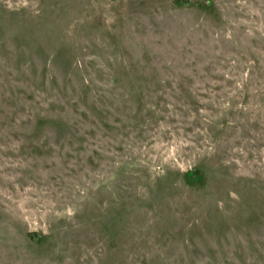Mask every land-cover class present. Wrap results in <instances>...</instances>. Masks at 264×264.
I'll use <instances>...</instances> for the list:
<instances>
[{"label":"rangeland","instance_id":"374dc122","mask_svg":"<svg viewBox=\"0 0 264 264\" xmlns=\"http://www.w3.org/2000/svg\"><path fill=\"white\" fill-rule=\"evenodd\" d=\"M0 264H264V0H0Z\"/></svg>","mask_w":264,"mask_h":264}]
</instances>
